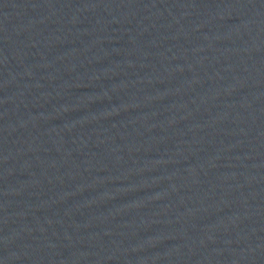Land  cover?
Wrapping results in <instances>:
<instances>
[{"label": "water", "instance_id": "1", "mask_svg": "<svg viewBox=\"0 0 264 264\" xmlns=\"http://www.w3.org/2000/svg\"><path fill=\"white\" fill-rule=\"evenodd\" d=\"M0 264H264V0H0Z\"/></svg>", "mask_w": 264, "mask_h": 264}]
</instances>
